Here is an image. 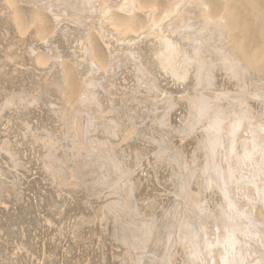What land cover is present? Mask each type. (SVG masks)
<instances>
[{
  "label": "bare ground",
  "instance_id": "6f19581e",
  "mask_svg": "<svg viewBox=\"0 0 264 264\" xmlns=\"http://www.w3.org/2000/svg\"><path fill=\"white\" fill-rule=\"evenodd\" d=\"M168 229L264 264V0H0V264H174Z\"/></svg>",
  "mask_w": 264,
  "mask_h": 264
},
{
  "label": "rangeland",
  "instance_id": "374dc122",
  "mask_svg": "<svg viewBox=\"0 0 264 264\" xmlns=\"http://www.w3.org/2000/svg\"><path fill=\"white\" fill-rule=\"evenodd\" d=\"M164 1V0H163ZM23 7V9H25V10H28V8L29 7H26V6H22ZM77 91H78V94L80 95V89H79V84H78V81H77ZM181 127H182V125H181ZM190 127V128H189ZM188 128L191 130V132H192V130H193V127H195V124L193 125V123L189 126ZM112 128V130H116V128H115V126L113 127V126H111L110 127V129ZM183 129V128H182ZM118 135V134H117ZM116 136V135H115ZM115 136H111V140H113V138H115ZM93 137V136H92ZM153 137H155V136H153ZM116 138L118 139V136H116ZM155 139L156 140H160L161 141V139L163 140V138H162V136H161V138L159 139V137H155ZM155 139L154 140H149L150 142H152V143H156L157 141H155ZM89 140H93V139H89ZM114 141H116V140H114ZM92 142H94V141H92ZM159 143V142H158ZM209 143H210V141H209ZM103 144H105V145H107L108 143H103ZM160 145H161V147H159V146H153L154 147V149L153 150H151V152L149 153V155H151V161L153 162V163H155V162H159V161H161L162 160V158L160 159V158H158L157 159V156L159 157L160 155H161V153H159V151L161 150V149H164V148H168V150L172 147L171 146V142H170V140L169 139H167V138H165L164 137V141H162V142H160L159 143ZM88 146V145H87ZM86 146V147H87ZM90 148H94L92 145L91 146H89ZM96 149V148H95ZM171 150V149H170ZM71 151H75V149H71ZM157 152V153H156ZM170 151H167V153H169ZM202 153V152H201ZM209 153H210V151H209ZM196 154L198 155L199 153H198V151L196 152ZM196 154H194V152H193V159L195 158L194 156L196 155ZM137 155H135V162H133L132 164H131V166H129V168H127V170L125 171V175H126V177L127 178H129V176H131V175H133L134 173H136V171L138 170H140V169H144L145 167H143V165H146L145 163H146V161L144 160H140V158L141 157H139V156H137ZM169 158H172V162L173 163H175V166H177L178 167V169H179V171L180 172H178V174H176L175 176H187L189 179H191V178H194L197 174H201V176H203L204 178L207 176V173L209 172V167L211 166V165H209V162H210V159L208 158V155H205V156H203L202 155V158H201V160H199V159H197L196 161H192L193 163H191V164H189V165H187V164H185V163H183L182 161H184V159L182 158V156H177V157H175V154H173V156H171V154H170V156H168ZM175 157V158H174ZM181 157V158H180ZM196 159V158H195ZM136 162H137V164H136ZM141 162H142V164H141ZM143 162H144V164H143ZM104 164V163H103ZM104 166H108V163H105L104 164ZM137 168H136V167ZM134 168V169H133ZM64 171V170H63ZM67 172V171H66ZM104 174L105 173H101L99 176L100 177H102L103 178V176H104ZM124 174H122L121 175V173L120 174H118L117 176H115V179L114 180H112L111 182H107V180H104L105 182H106V184L104 185V187H103V189L102 190H100V192L99 191H95V190H93L92 192L93 193H95V195H97V197H96V200L95 201H98V202H101V203H103V204H105V207H106V205L108 206V203H111V202H114V201H116L117 199H121V197H119V195H120V191L119 190H121V188L122 187H120L121 185L120 184H122L123 182H124V180L125 179H127L126 177H125V175ZM99 177V178H100ZM123 181H122V180ZM100 180L102 181V179L100 178ZM122 181V182H121ZM120 182V183H119ZM92 183V182H91ZM109 185V186H108ZM118 185H119V187H118ZM181 186H184V188L187 186V184H185V183H182V185ZM105 188H107L105 191H104V189ZM112 190V191H111ZM117 190V191H116ZM105 192V193H103V194H106V196L104 195L103 196V194H102V192ZM119 191V192H118ZM99 194H101V195H98V193ZM107 192V193H106ZM113 192H115V196H114V193ZM109 194H111V195H109ZM113 194V195H112ZM117 194V195H116ZM103 196V197H102ZM118 196V197H117ZM99 197H102V198H99ZM112 198V199H111ZM105 199V200H104ZM108 199V200H107ZM91 200V199H90ZM89 200V201H90ZM110 200V201H109ZM108 202V203H107ZM92 205V204H91ZM96 206V205H95ZM103 208H104V206H103ZM88 209V208H87ZM106 210V214L108 215L109 214V212H108V210H107V208H105ZM121 209V208H120ZM91 210H93L92 208H91ZM86 212H89V210L87 211V210H85ZM90 216H91V213H90ZM117 220H119V219H117ZM172 224H174L173 222H172ZM179 224H181L182 226H183V219H181V221H180V223ZM171 225V224H170ZM169 228H170V230H172L173 228H171L170 226H169ZM125 230V229H124ZM91 232V231H90ZM191 230L190 229H183V232L181 233V231L180 230H177V232H176V236H174V235H171L170 236V231H169V229H168V238L166 239V247H165V253H163L161 256H160V258L161 259H164V261L165 262H169L170 263V261H169V259H171L170 257L172 256V260H173V263L174 264H181L182 262H183V259L184 258H187V256H193V251H192V249L190 250V246H188V244L187 243H191V241H192V239H191V237L192 236H190L191 235ZM91 234V233H90ZM195 234H196V232H195ZM40 236H43V235H40ZM88 236V237H87ZM90 236H89V234H87V235H85L84 237H83V239L81 238L80 239V241H78V242H80V246H81V249H83V251L85 250V251H87V252H93L94 251V239H92V238H94V235H92V240H88V239H90L89 238ZM41 238V237H40ZM37 241V239L35 240V242ZM175 241L177 242V243H179V247H177V244L175 245L176 246V249L177 250H179L178 252H179V254L178 255H176L173 251H175L176 249H171L172 247V245L174 246V243H175ZM85 243V244H84ZM186 244V245H185ZM185 245V246H184ZM106 248V247H105ZM92 249H93V251H92ZM102 250H104V251H102V254H101V257L103 258L102 260H104L105 259V257H106V255L108 256L109 255V253L107 252V249L105 250V249H102ZM105 255V256H104ZM129 257H130V255H129ZM181 258H183L182 260H181ZM82 260V259H81ZM119 260V259H118ZM115 261H117L116 259H115ZM82 263V262H81ZM104 264H106V263H104Z\"/></svg>",
  "mask_w": 264,
  "mask_h": 264
}]
</instances>
